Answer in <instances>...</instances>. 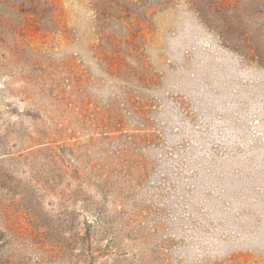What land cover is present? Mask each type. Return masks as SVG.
<instances>
[{
	"label": "rangeland",
	"instance_id": "obj_1",
	"mask_svg": "<svg viewBox=\"0 0 264 264\" xmlns=\"http://www.w3.org/2000/svg\"><path fill=\"white\" fill-rule=\"evenodd\" d=\"M39 1L0 0V258L264 264V70L180 10Z\"/></svg>",
	"mask_w": 264,
	"mask_h": 264
},
{
	"label": "trees",
	"instance_id": "obj_2",
	"mask_svg": "<svg viewBox=\"0 0 264 264\" xmlns=\"http://www.w3.org/2000/svg\"><path fill=\"white\" fill-rule=\"evenodd\" d=\"M148 11H182L226 49L264 70V0H139ZM37 13L40 11L41 2ZM15 9V7H13ZM36 8V7H35ZM4 233L0 229V240ZM0 264H15L2 260Z\"/></svg>",
	"mask_w": 264,
	"mask_h": 264
}]
</instances>
